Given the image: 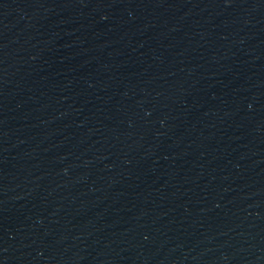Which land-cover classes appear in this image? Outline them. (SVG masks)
<instances>
[{"label":"water","instance_id":"95a60500","mask_svg":"<svg viewBox=\"0 0 264 264\" xmlns=\"http://www.w3.org/2000/svg\"><path fill=\"white\" fill-rule=\"evenodd\" d=\"M0 264H264V0H0Z\"/></svg>","mask_w":264,"mask_h":264}]
</instances>
